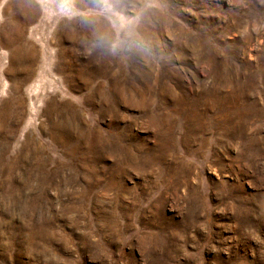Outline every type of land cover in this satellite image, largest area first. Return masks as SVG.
<instances>
[{
  "label": "rangeland",
  "instance_id": "obj_1",
  "mask_svg": "<svg viewBox=\"0 0 264 264\" xmlns=\"http://www.w3.org/2000/svg\"><path fill=\"white\" fill-rule=\"evenodd\" d=\"M97 2L0 0V264H264V0Z\"/></svg>",
  "mask_w": 264,
  "mask_h": 264
},
{
  "label": "clouds",
  "instance_id": "obj_2",
  "mask_svg": "<svg viewBox=\"0 0 264 264\" xmlns=\"http://www.w3.org/2000/svg\"><path fill=\"white\" fill-rule=\"evenodd\" d=\"M64 11L66 14L71 15V8H65ZM94 11L96 15L112 18L118 27H123L127 23L112 0H98Z\"/></svg>",
  "mask_w": 264,
  "mask_h": 264
}]
</instances>
